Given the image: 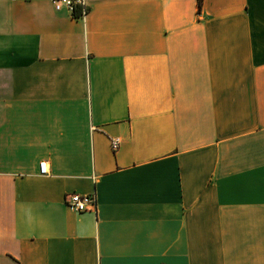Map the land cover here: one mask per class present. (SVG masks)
Here are the masks:
<instances>
[{
	"label": "crops",
	"instance_id": "obj_1",
	"mask_svg": "<svg viewBox=\"0 0 264 264\" xmlns=\"http://www.w3.org/2000/svg\"><path fill=\"white\" fill-rule=\"evenodd\" d=\"M52 1L0 0V264H264V0Z\"/></svg>",
	"mask_w": 264,
	"mask_h": 264
},
{
	"label": "built area",
	"instance_id": "obj_2",
	"mask_svg": "<svg viewBox=\"0 0 264 264\" xmlns=\"http://www.w3.org/2000/svg\"><path fill=\"white\" fill-rule=\"evenodd\" d=\"M53 6L56 10L65 8L73 17H85L88 12V5L85 0H53ZM120 144L119 137L110 139V146L113 151L117 150ZM48 171L46 161L39 163V173L46 174ZM67 206L76 212L92 210L96 207V199L94 194H68L65 200Z\"/></svg>",
	"mask_w": 264,
	"mask_h": 264
},
{
	"label": "trees",
	"instance_id": "obj_3",
	"mask_svg": "<svg viewBox=\"0 0 264 264\" xmlns=\"http://www.w3.org/2000/svg\"><path fill=\"white\" fill-rule=\"evenodd\" d=\"M201 2H202V0H198V8L200 9V7H201Z\"/></svg>",
	"mask_w": 264,
	"mask_h": 264
}]
</instances>
